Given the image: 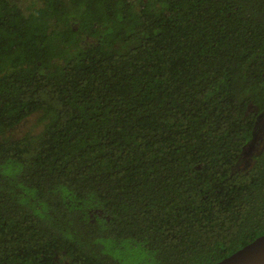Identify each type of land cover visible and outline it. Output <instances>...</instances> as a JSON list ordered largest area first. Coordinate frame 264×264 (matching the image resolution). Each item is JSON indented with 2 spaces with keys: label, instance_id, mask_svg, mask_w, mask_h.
Returning a JSON list of instances; mask_svg holds the SVG:
<instances>
[{
  "label": "trees",
  "instance_id": "trees-1",
  "mask_svg": "<svg viewBox=\"0 0 264 264\" xmlns=\"http://www.w3.org/2000/svg\"><path fill=\"white\" fill-rule=\"evenodd\" d=\"M23 1L0 0V264H212L264 233V141L240 166L264 0Z\"/></svg>",
  "mask_w": 264,
  "mask_h": 264
},
{
  "label": "rangeland",
  "instance_id": "rangeland-1",
  "mask_svg": "<svg viewBox=\"0 0 264 264\" xmlns=\"http://www.w3.org/2000/svg\"><path fill=\"white\" fill-rule=\"evenodd\" d=\"M24 3V7L28 4V1H23ZM250 110H256L255 107L250 106L249 108ZM262 114L259 118H258V126H257V130H256V136L254 138V140L252 141V143L249 144L246 154L245 156L242 158V161L240 163V166H246L248 164V155H250V152H255L257 151L260 146L263 144L264 141V113H260ZM259 115V114H258ZM36 115L30 116L28 117L26 120H24L22 123H20L19 125H17L15 128H13L12 130H10L8 133L11 136H21L23 135L25 132L27 131H33L36 128ZM134 255L131 256L128 259V255L132 254V252L130 250H124V251H119L116 252V254L119 257L124 258V256L126 257V260H135V263L137 264H142L143 262V251L142 250H137L133 252Z\"/></svg>",
  "mask_w": 264,
  "mask_h": 264
},
{
  "label": "water",
  "instance_id": "water-1",
  "mask_svg": "<svg viewBox=\"0 0 264 264\" xmlns=\"http://www.w3.org/2000/svg\"><path fill=\"white\" fill-rule=\"evenodd\" d=\"M248 108H250V106ZM261 115L262 114H259L257 116L254 136L250 143H252L256 136L258 118ZM212 264H264V233L256 236L252 241Z\"/></svg>",
  "mask_w": 264,
  "mask_h": 264
}]
</instances>
